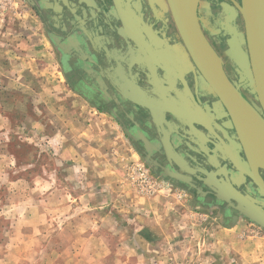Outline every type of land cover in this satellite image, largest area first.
Listing matches in <instances>:
<instances>
[{"label": "flooded vegetation", "instance_id": "obj_1", "mask_svg": "<svg viewBox=\"0 0 264 264\" xmlns=\"http://www.w3.org/2000/svg\"><path fill=\"white\" fill-rule=\"evenodd\" d=\"M23 1L36 13L67 86L120 126L157 177L227 221L238 212L215 194L235 191L264 202L263 191L234 166L258 172L264 182L262 161L243 145V137L253 146L254 136L264 138L258 124L264 113L238 74L244 71L238 62L249 59L242 10L250 12L251 0ZM186 23H197L202 38L182 33Z\"/></svg>", "mask_w": 264, "mask_h": 264}, {"label": "rangeland", "instance_id": "obj_2", "mask_svg": "<svg viewBox=\"0 0 264 264\" xmlns=\"http://www.w3.org/2000/svg\"><path fill=\"white\" fill-rule=\"evenodd\" d=\"M2 144L6 148L5 157L0 151V264H101L94 260L98 259L96 256L91 258L90 253L98 251L93 245L79 248L80 251L60 247L57 249L58 258L51 256L50 244L36 248L32 228L34 219L21 229H12V216L16 222L21 211L17 207L16 212L10 211L12 216L2 214L3 208L7 212L18 201L4 194L9 190L11 194L19 192L20 185L6 182L20 176L32 181L30 188L22 189L21 186V189L33 195L50 188V184L42 186L37 179L41 177L49 183L54 174L58 177L60 191L70 190L79 195L83 176L90 175V190L94 192L90 203L96 207L99 203L96 195L116 191L122 180L137 190L135 167L143 166L157 185V192L153 195L169 193L187 212L174 241L160 250L156 260L150 257L151 260L145 259L144 264H233L230 245L238 244L240 237L264 236L263 229L237 217L236 222L245 229L237 237L236 232L224 228L234 220L227 221L215 211L196 208L187 191L157 177L132 147L120 126L67 86L57 55L36 13L23 0H0ZM99 181L103 184L100 185ZM77 203L82 205L79 200ZM44 207L50 219L51 197L44 200ZM92 219L96 221L98 217L92 214ZM24 228L26 233H20ZM9 238H13L11 242L18 246L21 242L26 246L15 249L6 246ZM46 239L49 243L50 238ZM123 243L126 245L124 254L128 257L133 249L128 241ZM131 257L132 254L129 259Z\"/></svg>", "mask_w": 264, "mask_h": 264}, {"label": "crops", "instance_id": "obj_3", "mask_svg": "<svg viewBox=\"0 0 264 264\" xmlns=\"http://www.w3.org/2000/svg\"><path fill=\"white\" fill-rule=\"evenodd\" d=\"M4 148H6L5 144L0 145L2 157H5ZM37 180L42 186L50 184V188H47L49 190H42L35 195L30 191L22 190L30 188L32 184V181L25 176L7 181L6 183L9 185H20V190L13 194H11V190L5 192V197H14L18 201L14 202L12 205L14 208L8 209L7 212L3 208L4 213L2 214L11 215L10 211L14 212L15 208L20 207L17 208L21 212H19L16 222V218L11 215L13 218L12 229H21L34 219L35 222L32 226L34 246L36 248L47 247L50 244L51 256L57 258L59 256L57 249L60 247L76 248L80 251L84 247L93 245L98 251L95 253L92 251L91 258L96 256L98 259L94 260L101 264H144L145 259L151 260L150 257L156 260L160 250L164 249L166 244L174 241L177 230L187 218V212L178 206L180 203L177 204V200L169 193L144 196L136 189V191L132 189L124 180L118 184L116 191L98 193L96 199L99 200V203L96 207H94L96 204L90 203L94 193L90 190L92 182L90 175L83 176L81 183L83 188L79 195L70 190L60 191L58 177L55 174L50 177L49 183H46L41 177ZM100 182V185L103 184ZM102 188L104 187L102 186ZM50 197L52 208L49 211L51 218L48 219L44 200H48ZM77 200L81 201L82 205L78 204ZM92 214L96 215L98 220L92 219ZM75 215L76 217L73 219ZM73 221H75L74 224H72ZM234 222L224 228L236 232V236L239 237L238 234L245 229L238 222ZM26 231L24 228L19 232L26 233ZM76 234L78 235L75 236ZM25 237L26 235H24V239ZM46 237L50 238L49 243ZM238 239H240L237 242L239 245L234 243V245H230L233 264H264L263 235L256 234L247 239L241 237ZM12 240L14 239L9 238L6 246L14 249L26 246L25 242L23 244L21 242L18 246L12 243ZM124 241H128L133 249V253H128L130 256L132 254L131 259H129V255L127 257L126 253L124 254L123 249H126ZM90 254L87 256L89 257ZM57 258L56 260H58Z\"/></svg>", "mask_w": 264, "mask_h": 264}, {"label": "water", "instance_id": "obj_4", "mask_svg": "<svg viewBox=\"0 0 264 264\" xmlns=\"http://www.w3.org/2000/svg\"><path fill=\"white\" fill-rule=\"evenodd\" d=\"M186 1L187 3H196V0ZM251 1L252 5L250 8V12L245 13L242 10L245 18L249 59H246L243 62H238L244 69L243 72L238 71V74L240 75V80L242 82H248L251 93L255 94L256 99L261 106L259 110L263 111L264 113V0ZM168 2L178 3L177 0H168ZM193 24H184L181 30L182 33L186 34L188 37H190L191 34H196L199 35L200 38H202V34L197 23ZM237 97L238 100L244 105L245 109H247L248 112L253 113V111L250 110V106L248 105V103L240 96V94H237ZM258 119V124L264 131V119H261L259 117ZM234 166L240 172V174L247 175L255 184V186L264 193V182L259 176L258 172L254 173L253 170L246 167H241L238 164H234ZM260 167L264 169L263 166L260 165ZM236 184H239V182H236ZM247 191L250 192V189L247 188ZM198 192L200 193V195H202L203 193H201L200 190H198ZM215 197L218 200L224 203L231 204L233 207H235L238 212L237 217H242L257 225L260 229L264 230V202L253 199L250 195L243 196L244 198H240V196H238L235 191H232L230 195L222 193L215 194ZM237 217H235L234 219L235 222L237 220Z\"/></svg>", "mask_w": 264, "mask_h": 264}, {"label": "built area", "instance_id": "obj_5", "mask_svg": "<svg viewBox=\"0 0 264 264\" xmlns=\"http://www.w3.org/2000/svg\"><path fill=\"white\" fill-rule=\"evenodd\" d=\"M134 184L136 185L137 190L143 194L153 195L157 192V185L143 166L136 165Z\"/></svg>", "mask_w": 264, "mask_h": 264}, {"label": "bare ground", "instance_id": "obj_6", "mask_svg": "<svg viewBox=\"0 0 264 264\" xmlns=\"http://www.w3.org/2000/svg\"><path fill=\"white\" fill-rule=\"evenodd\" d=\"M180 1H182L183 3H187L186 0H180ZM249 3H252V1H250ZM241 136L243 137V135ZM246 138L243 137V145L246 148L245 150L249 153V155L251 154L250 156H256L260 161H262L260 165L264 167V138H260V137L255 138L254 136L253 139L254 146L253 144H251V140Z\"/></svg>", "mask_w": 264, "mask_h": 264}]
</instances>
